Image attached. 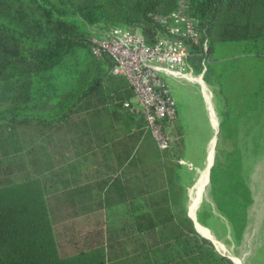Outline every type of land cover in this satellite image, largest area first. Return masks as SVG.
<instances>
[{
	"label": "trees",
	"instance_id": "16d2710c",
	"mask_svg": "<svg viewBox=\"0 0 264 264\" xmlns=\"http://www.w3.org/2000/svg\"><path fill=\"white\" fill-rule=\"evenodd\" d=\"M177 4L178 0H0V123L32 125L40 132L58 127L104 83L109 85V92L110 83H121L123 89L114 95L131 115L123 104L132 98L133 90L124 79L110 76L109 57L92 55L91 26L138 28L153 42L157 35H168L156 16L170 14ZM188 11L201 36V44L189 46V62L201 72L193 56L201 52L202 42L208 39L212 62L204 74L205 81L212 85L221 82L220 93L226 90L227 99L264 105V0H189ZM218 43L229 45L233 55L225 60L214 57ZM75 56L80 59L70 61ZM65 75L67 81L61 82ZM146 147L142 162L163 159L166 187L146 196L145 210L132 209L127 223L130 231L121 229L125 239H119L113 226L108 232L103 228L89 230L71 239L75 252L69 256L61 253L55 235L42 169L20 181L1 184L0 264H139L140 256L148 258L160 246L189 244L198 250L203 243L213 247L209 239L200 236L182 207L184 200L169 150L156 153ZM237 152L234 198L227 202L234 206L235 233L241 238L251 198L241 170V152ZM117 158L119 165H137L132 151ZM37 160H31L36 168ZM217 170L212 167L211 182L221 175ZM69 196L57 199L74 207L70 216L131 203L121 176L110 178L109 184L102 181L99 198L78 192ZM105 233H110L109 241ZM199 254L211 257L213 264H234L211 249Z\"/></svg>",
	"mask_w": 264,
	"mask_h": 264
},
{
	"label": "rangeland",
	"instance_id": "374dc122",
	"mask_svg": "<svg viewBox=\"0 0 264 264\" xmlns=\"http://www.w3.org/2000/svg\"><path fill=\"white\" fill-rule=\"evenodd\" d=\"M91 27L93 31L106 29L103 25ZM233 53L234 50L229 45L218 43L214 57L225 60L231 57ZM209 54L208 46L207 50H201L193 56L201 66L200 73L206 72L209 63L212 62V56ZM75 59L80 58L75 56L70 61ZM189 65L194 71L193 75L200 77L197 67L190 62ZM60 80L61 82L67 81V75L61 76ZM167 82L176 102L178 120L184 125L186 134L183 147L174 146L177 140L174 130L175 123L173 125L175 141L169 150L171 160L175 164L177 181L181 185L183 195L188 198L183 201L182 207L194 218L198 230L203 235L211 237L215 245L210 247L208 244L202 243V248H198V250L197 247H191L189 244L185 246L182 244L160 246L152 251V256L157 258L159 264H186L187 255L189 256V264H213L212 261L210 262L211 257L210 259L206 256L202 258V255L199 254V251L211 249L219 254L224 253L232 257L235 255L242 256L245 260L248 258L247 255L252 246L249 225L252 207L248 208L249 221L244 238L240 242L241 238L235 233L234 206L232 201H227L234 198L235 161L236 158L238 159L237 150H239L244 155V183L247 181L251 192L253 189L254 194L250 196L251 199L253 196V201H255V209H259L260 212L258 217H254L255 226L258 225L260 233H264V105L260 103L248 105L243 99L238 98L227 99L226 96L229 93L226 90H224L225 94L220 93L221 82L213 87L208 86L217 106L218 122H224V128H218L219 130L215 131L212 121L209 119L208 108L200 85L185 83L184 80L173 77H167ZM232 100L235 101L234 104H232ZM108 103L110 104V92L107 84L104 83V87L97 94L83 102L80 110L92 107L95 110L94 106L100 111L103 110L100 113V124L104 122L110 126V108L107 109L109 105H106ZM223 112L228 116H225ZM214 117L216 119L215 114ZM213 122L217 125V119ZM39 134L40 131L32 125L14 127L0 123V185L20 181L33 174L36 175V166L31 161L33 159L37 158L38 168L43 169L42 165L46 163L47 159L42 144L39 143L41 140L38 138ZM213 140H215L214 156L212 166L209 169V181L204 188L202 199L194 209L191 198L198 188L199 179L207 168ZM57 150L59 151V149ZM53 156L51 161H53L56 169L52 173L48 172L43 175L42 179L48 193L55 235L61 253L66 256L75 252V247L70 242L71 239L80 238L89 230L103 228L108 232L110 226H113L118 232L116 235L120 237L119 239H125L126 233L130 231L127 223H130L132 209L138 207L139 211L145 210L147 208L146 196L165 188L167 185L164 161L161 159L126 172L125 181L128 194L130 199H133L131 203L112 208H101L92 213L77 212L76 216H70L74 212V207L64 200L57 199V197H61L60 189L64 186L59 183L60 155L58 152H54ZM96 157V153H91L82 161L96 160ZM102 157L103 161L107 160L103 155ZM213 166L221 174L215 182H211ZM76 208L78 207L76 206ZM80 213L82 215H79ZM240 222V218H238V223L241 224ZM123 227L126 228V233L121 231ZM200 232V236L204 237ZM105 236L109 241L110 233H105ZM194 238L200 240L196 236ZM259 239L263 240L264 238ZM152 256L149 254L154 263ZM261 263L264 262L261 260ZM132 264H136V262Z\"/></svg>",
	"mask_w": 264,
	"mask_h": 264
},
{
	"label": "crops",
	"instance_id": "0c3cea01",
	"mask_svg": "<svg viewBox=\"0 0 264 264\" xmlns=\"http://www.w3.org/2000/svg\"><path fill=\"white\" fill-rule=\"evenodd\" d=\"M204 74L205 71L200 73L199 75L200 77L192 75L189 76V78H175V79L184 80L185 83H190L193 85L195 84L200 85L201 91L203 93L208 108L209 117H210L209 119L212 121L214 130L218 131L220 129V122H218L217 106L213 100L214 99L213 95L208 88V86L211 85V87H213L214 85L209 84L205 81ZM116 78H122V77H116ZM197 78L204 80L203 82L195 81L194 79ZM127 87L128 89H130L129 84H127ZM109 88H110V104L108 103L106 105H109V107L107 106V109L110 108V126L105 124L104 122L100 124L99 121L100 113L103 110L100 111V109L95 106H94V108H96L95 110H93V107L90 109L87 108L84 110H80L82 106L81 105L76 110V112H74L67 120L62 122L58 127L51 128L48 130L45 129L39 134L38 138H41L42 140V141L40 140L39 143L42 144V149L44 150V153H46V159H47L46 163L42 165L43 169H42L41 177H43V175H45L48 172L52 173L53 170L56 169V166H54V164L52 163L53 161L51 160H53L52 158H54L53 153L58 152L61 161L60 163L61 165L59 164L60 166L58 172V175L60 177L59 183L62 186H64L62 187V189H60L61 191L60 195L65 199L68 198L69 195H73V193L75 195L77 192L78 194L81 193V194L92 195L94 199L99 198V185L101 184L102 181L105 182L107 181V184H109L110 178L115 176H121L123 182L126 185L125 174L127 171L136 170L137 168H141L143 166H146L147 164H151L157 161L155 160L149 163L142 162V159H145L143 156L145 155V151L147 148L146 146L151 147L152 150L156 153L157 152L162 153L158 149L152 135L146 129L145 121L141 120L140 117L142 116L136 114L130 115L126 112V110L122 106L119 105V99L116 98V95L114 94L115 93L118 94L123 89L121 83H116V84L110 83ZM207 94L210 95V101H208ZM212 111L213 114H215L216 116L217 125L214 124L213 122L215 117L214 119H212ZM174 124H175L174 130L176 132V137H177L174 146L183 147V142L185 141V137H186L185 127L182 124V122L178 120V117L176 119V122H174ZM57 149H59V151ZM126 150H128L127 153H125ZM129 151L130 152L132 151V156H137L136 158L137 165L130 166L128 162L124 163L123 165H119L117 157L122 156V154H128ZM91 153H96L97 155L96 160H89L88 162H83L82 160L88 157ZM102 155L104 156V158H107L106 161H103L104 159ZM211 165H209L208 171ZM241 166H242L241 170L243 174L244 155L242 151H241ZM37 170H40V168H36V172ZM175 181L178 183L177 178H175ZM208 181H209V174H208ZM246 185L248 186L247 181H246ZM180 190H181V199L186 201L188 198L187 196L185 197L183 195L181 185H180ZM127 192H128V188H127ZM251 194H254L253 189L252 192L250 191V195ZM102 195H104V191H102ZM254 202L255 201H253V196H252V199H250V204L246 209V223H245L246 225L241 232V241H240L242 242L244 238V235L246 233L245 230L248 224L247 222L249 221L248 208L252 207L250 214V224H249L251 238H252L251 239L252 246L250 249V253H248L247 255L248 258L244 260L242 256L239 257L238 255H235L234 257H232L224 253L223 254L220 253L222 256H226L230 258V260H232L234 264H264L261 263V260L264 262V239L263 240L259 239L262 237L264 238V233L261 234L259 226L258 225L255 226L254 217L255 216L258 217L260 212L259 209H255L256 204H254ZM187 214L191 218V215L188 211ZM79 215L82 214L80 213ZM203 236L205 237V235ZM209 240L212 242L213 245H215L212 238ZM217 250L219 251L218 248ZM153 257H154L153 258L154 263L152 262L150 257L147 258L145 255L143 257L140 256L139 264H159L157 263V258L155 256ZM186 264H189L188 255L186 257Z\"/></svg>",
	"mask_w": 264,
	"mask_h": 264
},
{
	"label": "built area",
	"instance_id": "2783aa9c",
	"mask_svg": "<svg viewBox=\"0 0 264 264\" xmlns=\"http://www.w3.org/2000/svg\"><path fill=\"white\" fill-rule=\"evenodd\" d=\"M188 9L189 0H178L173 12L157 15L156 20L166 27L168 35H157L153 42L140 29L120 25L93 31L91 37L92 55L109 57V74L128 82L134 94L123 105L131 114L142 116L161 152L174 144L173 125L178 114L167 77L192 76L189 46L201 44L200 30ZM208 46V39H204L202 50Z\"/></svg>",
	"mask_w": 264,
	"mask_h": 264
},
{
	"label": "bare ground",
	"instance_id": "6f19581e",
	"mask_svg": "<svg viewBox=\"0 0 264 264\" xmlns=\"http://www.w3.org/2000/svg\"><path fill=\"white\" fill-rule=\"evenodd\" d=\"M194 80L203 82V80H201L200 78H197V79H194ZM207 95H208V101H210V95L209 94H207ZM212 119H214L213 111H212ZM214 143H215V140L212 141L211 150H210V157H209L207 168L205 169V171L203 172L201 178L199 179L198 188L196 189L194 195L192 194L193 197L191 198V204H192L194 209L197 207L199 201L202 199V194L204 192V188H205V186H206V184L208 182V174H209L208 168H209V165H211L212 162H213Z\"/></svg>",
	"mask_w": 264,
	"mask_h": 264
},
{
	"label": "water",
	"instance_id": "95a60500",
	"mask_svg": "<svg viewBox=\"0 0 264 264\" xmlns=\"http://www.w3.org/2000/svg\"><path fill=\"white\" fill-rule=\"evenodd\" d=\"M211 166H212V165H211ZM191 218L194 220V218H193L192 216H191ZM194 222H195V220H194ZM195 228H196V230L199 232L196 222H195ZM205 237H207V238L211 239V238H210V237H208V236H205Z\"/></svg>",
	"mask_w": 264,
	"mask_h": 264
}]
</instances>
